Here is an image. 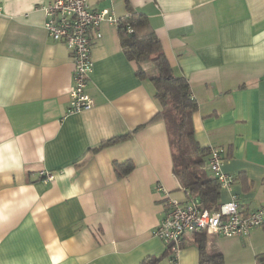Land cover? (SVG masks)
Returning a JSON list of instances; mask_svg holds the SVG:
<instances>
[{"label": "crops", "instance_id": "obj_1", "mask_svg": "<svg viewBox=\"0 0 264 264\" xmlns=\"http://www.w3.org/2000/svg\"><path fill=\"white\" fill-rule=\"evenodd\" d=\"M0 0V264H198L195 233L177 261L153 231L166 196L186 199L173 169L166 124L148 76L122 44L118 22L91 29L93 105L69 111L75 57L45 28L42 5ZM119 19L143 12L175 74L198 102L195 137L217 146L221 187L243 212L264 207V0H91ZM99 30L100 36L95 32ZM121 137L116 141L113 138ZM134 168L118 175L115 164ZM55 173L45 180L41 171ZM209 172L214 174L210 169ZM226 264H251L264 252V226L248 235L208 233Z\"/></svg>", "mask_w": 264, "mask_h": 264}, {"label": "built area", "instance_id": "obj_2", "mask_svg": "<svg viewBox=\"0 0 264 264\" xmlns=\"http://www.w3.org/2000/svg\"><path fill=\"white\" fill-rule=\"evenodd\" d=\"M42 9L48 33L54 39L64 41L75 57L69 111L88 109L93 105V98L87 91L94 66L91 29L97 28L104 20L118 22V18L110 6L97 10L92 8L91 0H54L42 5ZM95 34L100 36L101 32L97 30ZM224 161L219 147H209L207 168L218 177L221 187H230L236 177L223 170ZM41 173L45 180L55 177L50 170L44 169ZM157 188L165 193L166 209L153 233L166 243L174 261L180 256L183 238L188 232L205 230L208 233L244 236L264 222V207L245 213L234 196L211 209L203 207L195 197L186 195L185 200H180L170 197L162 185H157Z\"/></svg>", "mask_w": 264, "mask_h": 264}, {"label": "trees", "instance_id": "obj_3", "mask_svg": "<svg viewBox=\"0 0 264 264\" xmlns=\"http://www.w3.org/2000/svg\"><path fill=\"white\" fill-rule=\"evenodd\" d=\"M118 27L127 55L139 65L140 77L148 76L144 63L152 62L156 67L155 74L150 75L155 88L154 97L159 105L153 120H162L166 124L173 169L181 188L187 196L199 199L203 207L217 208L221 195V183L218 177L211 174L207 168L209 147L201 145L195 137L193 119L198 102L192 94L189 80L173 71L163 50L162 42L146 14L130 9L125 17L118 20ZM119 138L121 137L110 141H116ZM133 168L132 161L115 164V169L120 176ZM262 225L264 226V222ZM195 237L199 249L198 264H226L222 252L209 251L207 231L195 232ZM167 253L171 254L169 247ZM164 255H150L139 264H158ZM251 264H264V252L258 254L255 262Z\"/></svg>", "mask_w": 264, "mask_h": 264}, {"label": "rangeland", "instance_id": "obj_4", "mask_svg": "<svg viewBox=\"0 0 264 264\" xmlns=\"http://www.w3.org/2000/svg\"><path fill=\"white\" fill-rule=\"evenodd\" d=\"M194 233V232H193Z\"/></svg>", "mask_w": 264, "mask_h": 264}]
</instances>
